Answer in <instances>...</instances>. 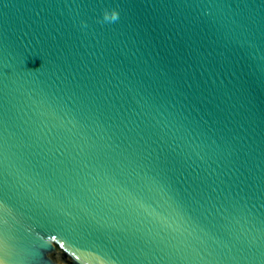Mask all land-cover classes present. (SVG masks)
Returning <instances> with one entry per match:
<instances>
[{
  "label": "water",
  "instance_id": "water-1",
  "mask_svg": "<svg viewBox=\"0 0 264 264\" xmlns=\"http://www.w3.org/2000/svg\"><path fill=\"white\" fill-rule=\"evenodd\" d=\"M91 252L264 264V0H0V264Z\"/></svg>",
  "mask_w": 264,
  "mask_h": 264
},
{
  "label": "snow or ice",
  "instance_id": "snow-or-ice-1",
  "mask_svg": "<svg viewBox=\"0 0 264 264\" xmlns=\"http://www.w3.org/2000/svg\"><path fill=\"white\" fill-rule=\"evenodd\" d=\"M89 254V264H108L106 258L99 253L91 252Z\"/></svg>",
  "mask_w": 264,
  "mask_h": 264
},
{
  "label": "clouds",
  "instance_id": "clouds-1",
  "mask_svg": "<svg viewBox=\"0 0 264 264\" xmlns=\"http://www.w3.org/2000/svg\"><path fill=\"white\" fill-rule=\"evenodd\" d=\"M114 16H115V14H114Z\"/></svg>",
  "mask_w": 264,
  "mask_h": 264
}]
</instances>
